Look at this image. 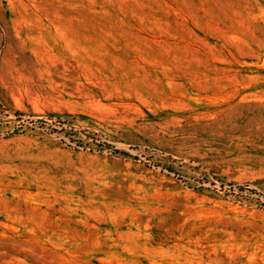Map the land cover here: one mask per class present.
Segmentation results:
<instances>
[{
  "label": "rangeland",
  "instance_id": "rangeland-1",
  "mask_svg": "<svg viewBox=\"0 0 264 264\" xmlns=\"http://www.w3.org/2000/svg\"><path fill=\"white\" fill-rule=\"evenodd\" d=\"M0 264H264V0H0Z\"/></svg>",
  "mask_w": 264,
  "mask_h": 264
}]
</instances>
